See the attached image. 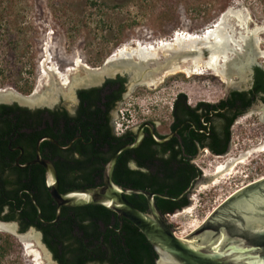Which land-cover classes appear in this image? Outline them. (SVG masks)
Listing matches in <instances>:
<instances>
[{"label":"rangeland","instance_id":"1","mask_svg":"<svg viewBox=\"0 0 264 264\" xmlns=\"http://www.w3.org/2000/svg\"><path fill=\"white\" fill-rule=\"evenodd\" d=\"M232 9L240 11L246 23L230 16L226 31L232 44L223 48L218 71L204 66L196 71L188 65L193 70L190 73L164 76L155 85H136L127 90L120 107L125 115L114 112L116 128L122 124L135 127L147 120L155 123L159 134H165L178 94L186 96L190 107L200 102L215 104L230 90L243 88L240 82H248V70L245 74V70L233 68L243 69L253 56L254 62L264 67V0H0V91L29 98L52 89L59 94L56 104L71 108L74 101L64 93L62 80H68L70 86L72 79L83 78L79 66L100 69L108 58L117 57L126 48H157L178 33L202 35ZM246 41L252 44L249 48ZM215 126L220 128V122ZM261 149L264 102H256L230 128L227 154L214 156L203 150L193 161L201 177L187 193V208L192 210L178 215L174 222L169 219L177 213L166 217L175 234L186 231L183 236H187L195 229H189L191 226L202 225L235 192L264 179ZM226 163V170H233L232 176L216 187L210 186L214 179L203 175ZM0 248L4 250L0 264H46L35 240L22 242L11 232L0 231Z\"/></svg>","mask_w":264,"mask_h":264},{"label":"flooded vegetation","instance_id":"2","mask_svg":"<svg viewBox=\"0 0 264 264\" xmlns=\"http://www.w3.org/2000/svg\"><path fill=\"white\" fill-rule=\"evenodd\" d=\"M254 58L250 62H245L243 69L239 68L245 70V74L248 70V82H240L245 86L230 90L225 99L231 92H248L259 83L255 71L258 69L264 73V67L256 64ZM104 84L100 87L77 90L71 108L56 103L51 107L34 108L17 102L0 104V222L15 224L19 234L24 233L23 225H30L27 230L32 229L35 232L36 238L44 246L53 264H157L159 257L151 244L145 238L146 241H141L140 236L124 230V221L127 220L118 216L109 219L106 228L113 229L118 225V230L116 235L108 236L107 245H104L105 236L102 234H106V229H103L101 219L91 218L85 209L88 206L60 207L58 212V205L50 194L51 187L47 181L46 169L36 163L40 159L54 166L58 190L63 194L76 189L93 188H71V178L90 177L96 179L95 187L103 184L106 165L103 163L104 159L109 161L119 148L132 144L140 133L143 134L142 142L152 138L151 130L159 140L171 136L168 141L161 144L176 142L181 146L184 139L194 140L187 127L189 121L181 122L174 127L172 111L171 123L165 134H159L155 123L147 120L135 127L122 124L120 128H116L114 112L115 115L121 112L120 107L127 94L126 82L123 86H106L103 89L100 96L104 106H101V110L107 112L108 121L103 128L98 122L90 129L89 122L85 121L89 116V112L85 110L86 101L90 103L95 101L94 92L91 90L102 88ZM80 91L90 94L85 96L84 111L77 120L81 110V99L84 97L79 95ZM262 98L264 99V94L256 95L254 103L264 102ZM212 126L213 124L209 123L207 131ZM192 128L194 131L195 127ZM216 128L221 131V123L220 128ZM105 134L120 138V142H106L102 146L103 139H109L105 138ZM203 150L200 149L195 158ZM167 155L168 152L165 153V156ZM129 158L133 160L136 154H131ZM195 158L191 161L193 165ZM132 160L128 161L125 167L129 170H138ZM115 167L113 174L116 171ZM89 223L98 225V233L86 228ZM46 240L53 241L52 246L60 241L56 249L61 261L55 259Z\"/></svg>","mask_w":264,"mask_h":264},{"label":"water","instance_id":"3","mask_svg":"<svg viewBox=\"0 0 264 264\" xmlns=\"http://www.w3.org/2000/svg\"><path fill=\"white\" fill-rule=\"evenodd\" d=\"M168 53L160 51L156 63L164 58L169 60L170 55ZM208 56L209 51L202 48L200 57L206 59ZM138 61L136 57H130L128 60L123 61L121 56L116 58L111 56L100 69L89 70L79 66L84 72V77L95 75V81L94 83H87L86 81L80 83V81L77 82L78 79H72L68 88V95L74 99L77 90L100 87L106 80L116 79L117 77L127 79V90H130L136 85H148V82H146L148 78H155V75L164 70V65L156 67L155 61L148 60L145 63ZM99 73H102V75L98 76ZM163 79L156 80L153 83L157 84ZM61 90L63 89L61 88ZM15 94L24 98L16 92ZM33 95L37 97V94ZM58 101L59 94L55 103ZM13 102L26 105L16 99L9 102H0V104ZM55 103L26 106L31 108L51 107ZM151 134L153 140L158 144L165 143L171 137L168 136L159 140L154 136L152 130ZM142 139L143 134L140 133L132 144L123 146L115 152L105 165L101 186L76 189L63 194L58 190V178L54 166L49 162H42L38 159L36 163L43 165L46 169L47 181L51 187L50 194L58 205V212L60 207L86 206H102L114 212L119 218L127 220L136 227L151 244L159 257L157 264H264V179L235 192L218 205L202 225L185 236V240H181L175 236L173 228L168 223L166 219L168 215H162L156 208L154 198H163L162 196L143 190L121 188L115 185L112 180L119 155L122 152L137 149ZM130 194L145 197L147 212L139 211L125 198ZM0 224L11 226L14 229L11 234L20 241H22L21 237L25 236L28 238L27 242L35 240L34 238L37 237L32 229L19 234L15 224L3 222H0ZM35 242L43 252L46 264H53L44 246L40 244L38 239Z\"/></svg>","mask_w":264,"mask_h":264},{"label":"trees","instance_id":"4","mask_svg":"<svg viewBox=\"0 0 264 264\" xmlns=\"http://www.w3.org/2000/svg\"><path fill=\"white\" fill-rule=\"evenodd\" d=\"M255 72L259 83L255 84L251 90L248 92H231L227 99L221 100L215 104L200 102L194 107H190L187 104L186 96L184 94H178L172 106L174 127L181 122L189 121L187 127L189 132L193 135L192 137L194 140L191 141V139L189 140L188 138L184 139L183 144L180 146L177 145L176 142L158 144L153 138L145 139L137 149L119 155L115 167L116 171L112 178L114 184L121 188L143 190L162 196L163 198L155 197L154 203L158 211L164 216L173 215L187 208L189 206L187 191H190L194 183L201 177V172L191 161L202 148L208 150L214 156H223L227 154L230 143V128L235 120L254 104L256 95L264 94V73L258 69H256ZM125 82V78L117 77L115 80L106 81L102 88L91 90V92L95 93H93L95 101L90 103V101L87 100L85 109L89 112V116L85 121L89 122L90 129H92L94 125H97L98 122L102 124L103 128L108 121L107 112L101 110V106H104L100 96L103 89L106 86H123ZM87 94L90 93L85 91L79 92V95L84 97L81 99V110L77 120L80 119V115L84 111L83 103L86 100L85 96ZM261 100L263 101L264 99L262 98ZM215 122L221 123V131H218L214 126ZM209 123H212L213 126L207 131ZM192 127H195L194 131ZM196 131H199V133L197 134ZM104 136L109 139H103L102 146L106 142H120V138H115L106 134ZM166 152H168L167 156H165ZM131 154H136V158L133 160L129 158ZM131 160L136 164L138 170H129L125 167V164ZM107 161L108 159H104L103 163L107 164ZM59 179L61 180L62 178L60 177ZM83 179L86 181L82 182L84 181ZM70 180L72 182L71 188H84L95 187L94 183L96 179L84 177L81 179L71 178ZM100 185L102 184H99V186ZM125 198L139 211L147 212L146 199L142 195L130 194L125 196ZM85 209L89 212L88 214L91 218L102 220L104 225L103 229H106V234L102 235L105 236L104 245H107L108 236L117 234L118 225H116L115 228L113 227V229L106 227L109 219L117 215L102 206H88ZM29 227L30 225H23L22 231L25 232ZM124 227L126 232L138 235L141 241H146L138 229L130 222L124 221ZM73 228L72 224L71 230H73ZM86 228L93 229L95 233H98L99 229L98 225L95 223H89L86 225ZM45 242L49 250L53 252L55 259L61 261L56 249V245H59L60 241H57L55 246L51 245V242H53L51 240H46ZM3 254V248H0V257H2Z\"/></svg>","mask_w":264,"mask_h":264},{"label":"bare ground","instance_id":"5","mask_svg":"<svg viewBox=\"0 0 264 264\" xmlns=\"http://www.w3.org/2000/svg\"><path fill=\"white\" fill-rule=\"evenodd\" d=\"M230 16H236L237 18L240 19V22L242 24L246 23V20L241 15V12L238 10L232 9L228 13L226 12V14L223 15V17H221L220 22L217 25L212 27V29H208L207 31H205L204 34H202V35L189 34V33H187V34L178 33V34H176L175 39H173L172 41H169V42H163L162 45L159 44L160 46H158L157 48H155V47L146 48V47H143V45H141V47H140V45H138L137 49L127 51V48H126V51L125 50L122 52L120 51L118 56H121V59H123V61L128 60L130 57H137L140 62L145 63L148 60H152V61H155V63H156V61L158 60V58L160 56V51L161 52H163V51L169 52L168 53L170 55V57H168L169 60L167 58H164L162 61H160V62L158 61L156 63V67H158L159 65H164L163 66L164 70L161 71L158 75H155L156 76L155 78H150V79L148 78V81H146V82H148V85L149 84H155V83H153L154 81L160 80V79L164 78V76H168L171 74L173 75V74L181 73V72H187V73L192 72L193 70L191 68H187L188 65H193V68L196 71L201 69V67H203V66L209 67L212 70L218 71L217 63H218L220 56L222 55L221 52H222L223 48L224 49L228 48L226 46H229L232 44V43L230 44L232 37L230 36L229 32L226 31V27L228 26ZM249 42L250 41L245 42L246 43L245 46H247V48H249V46L252 45ZM232 47H234V46H232ZM202 48H206L209 51V56L206 59H202L200 57V51ZM232 49L230 48L228 50H232ZM244 49H246V47ZM252 51H253V49H252ZM223 54H225V52ZM250 55H251L250 52H248L246 57L249 58ZM112 57L116 58L114 55ZM45 60H46V58H45ZM235 69L242 71V70L237 69V68H235ZM56 70L57 69H55L53 71V74H52L53 77L56 74L55 73ZM45 73L48 74L47 70L45 71ZM220 74L223 76L225 75L223 72L222 73L220 72ZM101 75H102V73L98 74V76H101ZM95 77H96L95 75L88 76L87 78L84 77V78L79 79L77 82L80 81V83H84L86 81L87 83H94ZM64 80H62V82H63L62 86L66 88V91H64V93L67 92V95H68V90H67V88H69V84L67 83L68 80H65V81ZM57 96H58V92L56 93V91H54L52 89H50L47 94H43L41 96L37 95V97L35 95H33L29 98H21V96L15 94V93H12V91L11 92L0 91V102H9L12 99H16V100H19L20 103L30 105V106H33V105H49V104L55 103ZM261 151L264 152V149L263 150L261 149ZM204 154H207V150L204 151ZM227 166H228L227 163L225 165H220L219 167L214 169V171L212 173L204 174L203 178L214 179V181H212L210 186L216 187V186L220 185L222 180L226 179L225 177L232 174L231 172L233 170H230L229 168H228V170H230V171L226 170ZM191 210H192V208L191 209L189 208V209H186L182 212H179L178 214H176L174 216H170V222H174L173 220H175L177 218V216L180 214H189ZM193 228L196 229L197 226H191L189 229L192 230ZM0 231L14 232V229L9 225H1L0 224ZM181 233L182 234H179V235L177 233V234H175V236L178 239L185 240L183 234H185L186 231L185 232L183 231ZM26 237L27 236L21 237V240L24 242H27L28 238H26ZM34 239L37 241V238H34ZM37 257L39 259L38 254H37Z\"/></svg>","mask_w":264,"mask_h":264},{"label":"built area","instance_id":"6","mask_svg":"<svg viewBox=\"0 0 264 264\" xmlns=\"http://www.w3.org/2000/svg\"><path fill=\"white\" fill-rule=\"evenodd\" d=\"M120 114L122 115V117L125 115L124 111H121Z\"/></svg>","mask_w":264,"mask_h":264}]
</instances>
